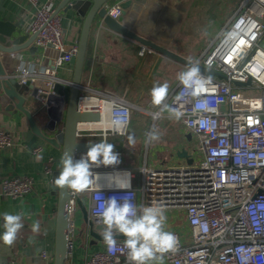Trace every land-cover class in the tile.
Masks as SVG:
<instances>
[{"label": "built area", "instance_id": "1", "mask_svg": "<svg viewBox=\"0 0 264 264\" xmlns=\"http://www.w3.org/2000/svg\"><path fill=\"white\" fill-rule=\"evenodd\" d=\"M27 1L35 8L29 26L30 32L36 33L35 45L55 49L59 54L48 64L24 62L10 68V73L20 83H29L36 90V99L42 107L48 108V99L54 93L55 84L67 81L58 75L57 69L71 62L78 53L79 44L66 45L61 17L55 12L53 0ZM106 9L113 18L118 19L122 15L119 2L108 3ZM263 37L264 0H243L194 61L225 75L210 76L201 72L212 81L204 93L212 110L193 115L194 101L173 105L181 88L179 82L169 93L166 102L185 113L179 120L185 136L190 134L191 140L196 138L198 141L191 145V163L157 168L146 163L124 167L123 153L116 151L119 154L117 165L92 168L99 176L93 188L83 193L68 189V255L76 246L75 214L80 208L79 199L87 208L89 218L98 224L100 195L105 199L112 195H127L138 206L158 204L165 210L179 209L184 213L189 225L187 239L183 240L177 230H167L178 238L176 250L163 256L169 264H264ZM146 49L143 46L139 53L143 54ZM249 78L250 84L236 85L233 82H247ZM91 89L88 88L87 93ZM245 90L252 94H246ZM99 94L97 99L101 101L94 107L87 102L91 95L81 94L78 108L95 109L103 117L104 105H107L111 125L108 128H82L79 134L99 130L103 136L110 133L126 135L131 125L132 103L116 94ZM150 105L153 106L151 102ZM158 111V108L151 110L152 117ZM125 114L127 123L117 130L113 120ZM165 115L163 113L154 119L155 122ZM200 119L204 121L203 125L197 122ZM94 134L90 132V135ZM12 144L11 134L0 127V149ZM119 170L127 172L123 182L113 178ZM105 174L110 176L104 177ZM128 184L129 188L126 187ZM117 185L125 187L120 189ZM32 189V180L24 176H7L0 183V194L12 198L24 196ZM85 235L92 238L88 227ZM117 242L122 244L123 239H117ZM9 264L17 263L11 261ZM83 264H127L126 252L109 254L104 244L86 254Z\"/></svg>", "mask_w": 264, "mask_h": 264}, {"label": "crops", "instance_id": "2", "mask_svg": "<svg viewBox=\"0 0 264 264\" xmlns=\"http://www.w3.org/2000/svg\"><path fill=\"white\" fill-rule=\"evenodd\" d=\"M115 2L120 0H111L109 4ZM59 3L60 0H53L55 8ZM0 8V19L17 23L22 34L31 33L29 26L34 18L35 8L29 1L0 0ZM219 14L223 16L221 11L216 14V17ZM59 15L66 45L78 43L84 17L74 11L68 13L61 11ZM118 19L135 32L193 61L214 40L225 23L213 36L207 38L205 43L201 42L193 50L189 47L178 49L173 43L183 33L182 29L186 28L185 34L191 36L197 33V28L203 26L202 0L189 2L186 0H132L127 13ZM262 40L264 41V37ZM142 47L139 42L112 32L101 26L99 22L94 24L90 33L82 80L83 86L92 89L90 93L81 92L84 95H91L87 101L89 106L94 107L100 103L101 100L97 99V96L100 95L99 92H104L126 97L132 103V108L133 100L139 103L135 105L139 110L151 115L150 111L156 109L150 105V91L153 85L166 81L170 86L169 93L175 89L179 82L176 79L177 73L186 70L187 65L149 48L140 54ZM58 54L57 50L49 47H39L36 53H31L28 48H25L11 55L1 53V59L10 69L29 61L45 65ZM57 73L62 78L71 79L74 74V65L71 62L65 63L57 69ZM142 101H148L149 109L144 108ZM7 104L0 101V127L11 134L13 144L8 148L0 149V183L7 176H24L32 180L33 189L30 193L15 198L0 194V233L3 232L5 212L24 213V227L18 234L16 242L10 247L0 242V264H9L11 261L17 264H54L58 191L52 187L51 182L54 173L61 167L63 149L41 139L33 143L32 149L29 148L24 143L29 130L26 116L17 109L8 110ZM40 106L42 105L37 99L28 100L26 104L33 113H36ZM104 108L108 109V106L104 105ZM165 114L163 119L168 117V114ZM104 115L109 124L108 110ZM158 121L155 122L152 117L149 123L145 122V125L141 126L140 132L136 131L135 125H130L126 135L110 133L103 136L100 134L101 131L93 130L85 131L80 136L82 140H95L97 143L106 140L114 144L115 151L123 153L122 166L125 164V167H135L146 163L150 167L157 168L187 162L186 159L175 157L182 148L192 153V147L189 144L191 139L185 136V129L181 122L176 129L178 139L175 138L172 141L166 137L165 132H159L161 134L159 141L146 143L145 133L156 127ZM62 126L61 123L60 127ZM90 132L95 134L90 135ZM41 149H43V159L37 162L35 156L40 154ZM165 215L167 216L166 230H177L183 240H186L189 225L184 213L179 209H170L165 211ZM35 221H39V233L31 231V225ZM83 226H85L84 222ZM77 232L76 229V234ZM85 234L83 239L76 240L75 250L68 255L65 264H83L86 254L104 245V242L88 238ZM43 252L46 253L45 256L42 255ZM163 264L169 263L163 258Z\"/></svg>", "mask_w": 264, "mask_h": 264}, {"label": "water", "instance_id": "3", "mask_svg": "<svg viewBox=\"0 0 264 264\" xmlns=\"http://www.w3.org/2000/svg\"><path fill=\"white\" fill-rule=\"evenodd\" d=\"M111 0H60L55 12L61 11L68 13L74 11L76 14L83 16L84 21L80 28L78 40V53L72 58L71 63L74 65V74L71 79L65 83L57 82L54 86V93L49 97L48 108L40 106L36 113H33L26 107L28 100H36V90L32 89L29 83H20L19 80L12 76L2 59L1 53L15 54L25 48L31 53H36L39 49L34 44L36 33H23L17 23L6 19H0V101L7 104V109H17L21 111L29 122V130L24 143L33 148V143L41 139L57 148L62 147V156L65 153L73 156L74 159L79 155L86 153L91 144L97 143L95 140H82L79 134L81 124L97 123L103 117L95 109L80 110L78 102L81 92H87L88 88L83 86V73L87 58V50L92 27L97 22L123 37L135 40L142 46L164 54L178 62L190 66L193 60L183 57L173 50L143 36L120 22L119 19L113 18L107 14L106 5ZM122 15L127 13V9L132 0H120ZM1 9V8H0ZM201 72L210 76L225 75L215 71L212 68L199 64ZM236 85L250 84L251 78L247 82L233 81ZM62 123V128L60 124ZM191 139V135L187 134ZM177 156L186 159L191 163L192 158L186 148L177 152ZM61 168V167H60ZM60 170V169H59ZM56 171L52 178V187L58 191V208H57V229H56V248L54 252V264H65L68 257V230H69V192L67 188L60 189L53 184V180L59 175ZM79 206L83 214L84 225L88 227L89 234L93 239L103 242L100 237L101 225L96 224L88 216V211L83 202L79 199ZM117 239H123L118 236Z\"/></svg>", "mask_w": 264, "mask_h": 264}, {"label": "clouds", "instance_id": "4", "mask_svg": "<svg viewBox=\"0 0 264 264\" xmlns=\"http://www.w3.org/2000/svg\"><path fill=\"white\" fill-rule=\"evenodd\" d=\"M176 79L181 88L174 97L173 105L194 101L193 115L212 110L208 99L204 96L212 81L201 73L198 61L191 63L186 70L178 72ZM169 87L166 81L153 85L150 91L151 103L159 109L153 118L157 119L163 113H167L169 119L179 121L185 113L179 107L166 102L169 98ZM197 122L203 125L204 121L200 119ZM126 123V114L113 120L117 130ZM145 136L148 144L159 141L161 138L155 126L146 132ZM42 152L43 149L35 156L37 162L43 159ZM118 163L119 154L115 151V145L102 140L91 144L79 160L65 153L60 160L59 175L53 180V184L60 189L67 188L76 193H83L97 183L99 176L94 174L93 167L114 166ZM117 187L123 189L125 186L117 185ZM126 187L129 188L130 185ZM100 200L97 223L101 225L100 237L109 254H116L117 251L121 254L126 252L127 264H163L164 254L176 250L178 238L174 233L166 230L167 216L163 206L158 204L138 206L127 195H112L107 199L100 195ZM23 219L22 212L17 214L5 212L0 242L9 247L12 246L24 227ZM39 230V221L33 222L31 231L39 233ZM118 236L123 237L122 244H118Z\"/></svg>", "mask_w": 264, "mask_h": 264}, {"label": "rangeland", "instance_id": "5", "mask_svg": "<svg viewBox=\"0 0 264 264\" xmlns=\"http://www.w3.org/2000/svg\"><path fill=\"white\" fill-rule=\"evenodd\" d=\"M191 0H186V2H189ZM243 0H202V5H203V26L200 28H197L196 34L195 35H186V28L182 29V32L186 35H183V33L177 38L176 42L173 44L175 47L182 48V47H189V49H195L198 44L205 43V40L211 36H213L216 31L218 30L219 27L227 20V18L231 15V13L235 10L236 7L239 6V4ZM223 12V16L221 17L219 14L216 17V14L219 12ZM226 11V12H225ZM224 18V19H223ZM261 47L264 49V41H261ZM246 94H252L249 91L245 90ZM259 93V90L256 92V94ZM133 108H132V119H131V125H135L136 131L140 132L141 126L145 125V122L149 123L150 119L152 120V115L147 114V112H143L139 110L136 104H139L135 101H133ZM144 108L149 109V104L148 101H142ZM141 104V105H142ZM148 104V105H147ZM138 120H142L139 122ZM162 120V121H161ZM157 122L156 128L159 132H165L168 137V139L174 141L175 138L178 137L176 134L177 131V126L180 123V121H175L174 119H169L168 117L165 119H161ZM181 124V123H180ZM151 128V127H150ZM148 128V130L150 129ZM175 131V132H172ZM163 136V135H162ZM178 139V138H177ZM179 141V140H178ZM197 139L193 138L191 142L189 143L190 145H196L197 144ZM177 159H182L179 158L177 155H175ZM125 167V164L123 165ZM168 211V210H166ZM75 227L77 229V234H76V240L77 239H83V236L85 234V226H83V216H82V211L79 208L78 211L76 212L75 215Z\"/></svg>", "mask_w": 264, "mask_h": 264}, {"label": "bare ground", "instance_id": "6", "mask_svg": "<svg viewBox=\"0 0 264 264\" xmlns=\"http://www.w3.org/2000/svg\"><path fill=\"white\" fill-rule=\"evenodd\" d=\"M107 114V109L105 108L104 109V114ZM105 116V115H104ZM103 116V119L100 121V122H97V123H84V124H81L80 125V128H94V127H98V128H108L111 124H110V120H109V117H108V123L107 124V119ZM115 177L114 180H116L117 182H123L126 178H127V172L125 170H119V171H116L114 173ZM110 175H107L105 174L104 177H109Z\"/></svg>", "mask_w": 264, "mask_h": 264}]
</instances>
